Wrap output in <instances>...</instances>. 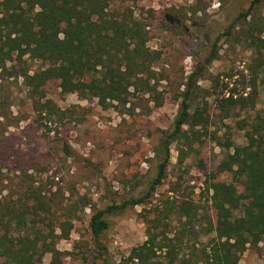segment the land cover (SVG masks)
<instances>
[{"label":"rangeland","instance_id":"rangeland-1","mask_svg":"<svg viewBox=\"0 0 264 264\" xmlns=\"http://www.w3.org/2000/svg\"><path fill=\"white\" fill-rule=\"evenodd\" d=\"M250 2L114 0L110 8L121 13L132 11L148 32L147 47L159 56L153 65L155 75L149 79L155 90L136 91L126 105L115 103L105 108L97 99H82L69 91L61 80H49L44 86L43 101L52 100L60 111L47 123L35 111L22 77L0 81L2 94L9 98L8 107L2 111L8 119L0 117L5 124L0 125L5 137L0 141V159L5 164L0 172V200H17L23 192L20 182L24 177L54 200L55 219L67 218V209H72L69 238L57 242L58 249L69 252L62 264H119L147 239L148 229L154 227L159 234L173 238L183 226L178 215L164 207L169 201L187 199L198 205L199 212L192 226L184 231L185 245L177 248L175 262L192 258L194 264H200L209 241L203 236L210 227L208 217L216 223L220 217L214 192H208L207 187L226 182L233 183L238 192L244 191L242 184L232 182L233 173L223 170L221 163L229 156L247 157L246 125L257 114L264 116L262 72L254 109H237L234 116L222 122L218 117L220 99L230 97L233 91L235 98L252 92V51L241 40L223 38L218 45L219 59L196 83V104L208 102L212 115L208 135L204 133L200 141L177 138L170 147L166 176L150 198L109 216L111 226L101 239L108 252L101 253L90 234L92 207L105 209L147 194L157 176L158 163L166 157L163 142L174 129L188 76L203 65L214 39ZM44 65L26 56L21 67L33 73ZM185 130L190 131L188 127ZM229 214L231 219L239 216L238 211ZM51 260L52 255L45 254L37 264H50ZM159 260L169 264L164 254ZM0 264H9L8 257L0 256ZM238 264H264V239L249 244Z\"/></svg>","mask_w":264,"mask_h":264},{"label":"trees","instance_id":"trees-1","mask_svg":"<svg viewBox=\"0 0 264 264\" xmlns=\"http://www.w3.org/2000/svg\"><path fill=\"white\" fill-rule=\"evenodd\" d=\"M113 1L0 0V81L22 77L28 98L41 121L52 122L60 111L52 100L43 101L44 86L49 80H61L69 91L76 92L82 99H97L105 108L115 103L128 104L129 97L136 91L155 90L149 79L155 75L153 65L159 56L147 47L148 32L132 11L112 10ZM263 8L264 0H251L249 7L214 39L203 65L188 76L172 125L174 129L163 142L166 157L158 163L157 176L147 194L105 209L92 207L90 234L101 253L108 252L101 239L111 226L109 216L150 198L166 176L170 147L175 140L184 137L200 141V136L208 135L212 115L208 102L196 104V83L219 59L218 45L223 38L241 40L252 51L249 67L252 92L235 98L237 94L233 91L230 97L220 99L218 117L222 122L234 116L237 109H254L258 77L264 72ZM26 56L43 62V69L33 73L23 69L21 65ZM8 102L9 98L0 89V117L4 120L8 116L2 111L8 107ZM0 125L5 124L0 122ZM186 127L190 131H186ZM246 127L247 157L229 156L221 163L223 170L233 173L232 182L242 184L244 191L240 193L233 183L226 182H215L207 187L208 192H214L220 217L217 223L208 217L210 227L203 236L209 237V241L202 251L200 264H238L249 244L264 239V116L257 114ZM1 138L5 139L3 130L0 141ZM4 165L0 159V172ZM22 184L23 192L17 200L12 197L0 200V256H7L9 264H37L43 255L51 254L50 264H62L69 252L58 249L57 242L69 238L73 228L72 209H67L64 215L67 218L55 219L54 200L24 177H21ZM166 205L165 211L180 218L183 228L179 234L170 238L159 234L157 227L148 229L147 239L119 264H163L159 260L162 254L169 259V264H194L192 258H180L177 263L175 259L177 248L185 245L184 231L197 219L199 207L190 199L179 203L169 201ZM165 211L162 210V214ZM232 211H238L239 216L231 219ZM192 231L194 234V229ZM12 232H17V236Z\"/></svg>","mask_w":264,"mask_h":264}]
</instances>
